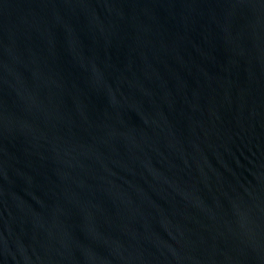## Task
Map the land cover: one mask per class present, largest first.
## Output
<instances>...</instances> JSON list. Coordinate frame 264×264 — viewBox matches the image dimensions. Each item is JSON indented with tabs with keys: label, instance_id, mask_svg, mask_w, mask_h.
I'll return each mask as SVG.
<instances>
[{
	"label": "water",
	"instance_id": "water-1",
	"mask_svg": "<svg viewBox=\"0 0 264 264\" xmlns=\"http://www.w3.org/2000/svg\"><path fill=\"white\" fill-rule=\"evenodd\" d=\"M0 264H264V0H0Z\"/></svg>",
	"mask_w": 264,
	"mask_h": 264
}]
</instances>
